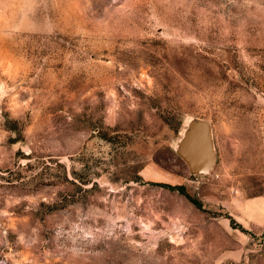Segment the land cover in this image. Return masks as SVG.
I'll list each match as a JSON object with an SVG mask.
<instances>
[{
    "label": "rangeland",
    "instance_id": "1",
    "mask_svg": "<svg viewBox=\"0 0 264 264\" xmlns=\"http://www.w3.org/2000/svg\"><path fill=\"white\" fill-rule=\"evenodd\" d=\"M0 264H264V0H0Z\"/></svg>",
    "mask_w": 264,
    "mask_h": 264
},
{
    "label": "water",
    "instance_id": "2",
    "mask_svg": "<svg viewBox=\"0 0 264 264\" xmlns=\"http://www.w3.org/2000/svg\"><path fill=\"white\" fill-rule=\"evenodd\" d=\"M176 152L189 173L207 175L216 159L210 123L191 119L177 142Z\"/></svg>",
    "mask_w": 264,
    "mask_h": 264
},
{
    "label": "trees",
    "instance_id": "3",
    "mask_svg": "<svg viewBox=\"0 0 264 264\" xmlns=\"http://www.w3.org/2000/svg\"><path fill=\"white\" fill-rule=\"evenodd\" d=\"M194 203H195V201L194 200H192Z\"/></svg>",
    "mask_w": 264,
    "mask_h": 264
}]
</instances>
